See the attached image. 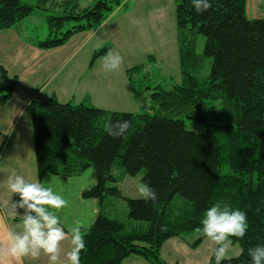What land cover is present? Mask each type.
Returning <instances> with one entry per match:
<instances>
[{
	"label": "trees",
	"instance_id": "1",
	"mask_svg": "<svg viewBox=\"0 0 264 264\" xmlns=\"http://www.w3.org/2000/svg\"><path fill=\"white\" fill-rule=\"evenodd\" d=\"M128 0H0V31L23 32L22 23L36 10L47 15L48 36L30 42L39 50L64 47L74 36L96 31ZM182 82L172 89L157 86L142 113H121L88 106L34 101L31 119L40 180L47 175L80 176L93 169L96 183L85 199L99 202V213L84 233L81 264H124L138 256L164 264L163 246L170 239L198 231L204 209L227 202L247 212L243 238L233 237L242 253L222 264H247V249L264 242V19H249L247 0H213L197 14L191 0L176 8ZM204 54L197 53L200 37ZM108 51V50H107ZM95 52V60L107 53ZM206 58L209 77L199 76ZM143 66L128 69L133 76ZM0 106L7 105L18 78L0 66ZM3 86V87H2ZM135 90V87H134ZM129 119L126 138H112L104 126ZM186 122L204 127L190 131ZM114 167L129 176L144 172L143 182L158 193L156 203L126 199L135 227L105 215L107 197L122 198ZM201 240L199 239L197 244ZM208 264H215L214 257Z\"/></svg>",
	"mask_w": 264,
	"mask_h": 264
},
{
	"label": "rangeland",
	"instance_id": "2",
	"mask_svg": "<svg viewBox=\"0 0 264 264\" xmlns=\"http://www.w3.org/2000/svg\"><path fill=\"white\" fill-rule=\"evenodd\" d=\"M21 1L32 6L38 3V0ZM177 4L178 0H128L127 5L116 9L98 30L74 36L60 48L62 50L59 52L48 51L59 55L57 56L59 60H55L57 65L49 72L40 68L45 63L43 56L25 53L24 61L18 63L25 65L26 71L28 67L25 63H34V66L39 64L31 68L37 73L31 72L30 82L38 84L41 79L50 80L36 96V101H50L57 95L62 103H84L91 107L121 113L144 112L146 105L151 102L154 88L162 86L169 90L173 85L182 82ZM47 15L48 13L44 11L36 10L26 18L21 24L24 38L45 40L48 36ZM247 16L249 19H264V0H247ZM205 43L206 39L201 36L197 44L199 55L204 54ZM103 49L106 51L112 49L123 57L118 71L108 72L102 69L104 55L95 60V52ZM140 65L143 68L133 76L135 90L134 87L132 90L128 69ZM4 68L10 77L17 76L15 74L18 73L17 68L11 66L9 69ZM210 72L211 61L206 58L199 77L207 78ZM29 91L27 89L26 93ZM5 94L7 91L0 90L1 96ZM186 128L197 133H203L205 130L202 125L195 122H186ZM19 144L20 147L16 148L15 152L28 157L30 167L34 164L38 182L42 181L43 186L53 188L66 199V206L58 212L65 229L70 230L76 221H80L83 232L87 231L93 225L100 208L97 200L83 197L85 191L96 183L93 169L89 168L80 176L72 178L47 175L40 180L37 164L35 165L34 140L25 136ZM15 145L14 142L11 143V147ZM112 173L116 182L110 183L109 186L118 187L122 192V198L107 197L105 215L123 221L129 231L135 230V227L141 230L143 224L138 226L129 220L126 199L141 198L137 186L143 182L144 172L129 176L121 168L114 167ZM5 180L0 170V193L4 191L2 185H6ZM2 207L9 211L7 204H2ZM144 225V228L148 227L147 224ZM199 239L201 242L197 244ZM214 247L215 245L206 240L201 232L195 231L166 242L161 250L160 259L164 264H208L213 257ZM241 253L240 245L232 243L226 259L238 257ZM124 264L149 263L138 256H132Z\"/></svg>",
	"mask_w": 264,
	"mask_h": 264
},
{
	"label": "clouds",
	"instance_id": "3",
	"mask_svg": "<svg viewBox=\"0 0 264 264\" xmlns=\"http://www.w3.org/2000/svg\"><path fill=\"white\" fill-rule=\"evenodd\" d=\"M197 14H203L213 7V0H191ZM123 57L119 52L109 49L102 57V69L112 72L121 67ZM131 127L129 119L108 123L104 132L112 138H126ZM7 189L12 193L9 214L21 218L16 228L10 229L5 237L4 256L22 260L23 258H46L47 264H81V253L86 247L83 225L76 221L70 230H66L58 212L67 201L51 187L40 182H29L22 175H9L5 180ZM145 202L156 203L158 193L148 183L137 186ZM248 229L247 212L227 202H214L206 207L199 220L198 231L211 241L215 264H222L228 256L232 238H243ZM68 239L67 251L62 243ZM247 264H264V242L247 249ZM0 264H5L0 259Z\"/></svg>",
	"mask_w": 264,
	"mask_h": 264
},
{
	"label": "crops",
	"instance_id": "4",
	"mask_svg": "<svg viewBox=\"0 0 264 264\" xmlns=\"http://www.w3.org/2000/svg\"><path fill=\"white\" fill-rule=\"evenodd\" d=\"M61 50L62 49H57L54 52H59ZM25 53L43 56L45 63L44 65L42 64L40 68L48 72L57 65L55 60H59L57 57L59 55H56L57 53L52 54L48 51L39 50L30 40L24 38L22 33L15 29L0 31V66L6 67L7 69H9L10 66L17 68L18 73L15 74L17 75L16 77L19 83L13 94L12 100L7 105L0 106V170L5 179L9 175H22L29 182H38L34 164L30 167L27 159L28 157H24L15 151L16 148L20 147L19 143L24 140L25 136H28L30 140H34L30 105L36 101V96L39 95L50 80L47 81L46 78H44L41 79L38 84L30 82L31 79L29 75H31V72H33V74L37 73L31 68L39 66V64L34 66V63H25L28 67V71H26L25 65L18 63V61H24L26 57ZM1 84L2 79H0V85ZM27 89L30 90L29 93H26ZM24 121H26V123H24ZM14 136L16 138H12ZM7 137H10V139ZM12 142L16 144L14 147H11ZM32 160L33 158L31 157L30 161L32 162ZM36 164L37 160L35 161V165ZM40 183L42 184V181H40ZM2 188L4 191L0 193V259H3L5 264H47L46 258L44 257L38 259L23 258L17 261L4 256L3 249L5 247L6 234L10 229L16 228L17 225L20 224L21 218L19 216H11L9 211L7 212L2 207V204H7L9 206L12 199V193L7 189V186L3 184ZM62 247L65 251L68 250L70 247L68 239L62 243Z\"/></svg>",
	"mask_w": 264,
	"mask_h": 264
}]
</instances>
